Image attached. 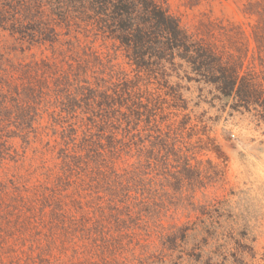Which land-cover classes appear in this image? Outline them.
<instances>
[{"label": "rangeland", "instance_id": "374dc122", "mask_svg": "<svg viewBox=\"0 0 264 264\" xmlns=\"http://www.w3.org/2000/svg\"><path fill=\"white\" fill-rule=\"evenodd\" d=\"M150 1L264 71V0ZM116 3L0 0V264H202L219 227L262 255L264 121L187 53L123 46Z\"/></svg>", "mask_w": 264, "mask_h": 264}, {"label": "trees", "instance_id": "16d2710c", "mask_svg": "<svg viewBox=\"0 0 264 264\" xmlns=\"http://www.w3.org/2000/svg\"><path fill=\"white\" fill-rule=\"evenodd\" d=\"M116 1L115 10L120 17L116 23L122 22L125 15L129 20L122 34L115 25V30L110 33L113 38L135 50L167 43L170 49L187 53L188 62L195 67V71L211 78L210 83L220 95L232 102L233 111H255L264 121V71H247L243 57L238 62L234 60V55L226 60L212 49L204 48L182 30L177 20L150 0ZM213 231V245L202 264H264V253H258L256 236L249 228L226 232L219 227Z\"/></svg>", "mask_w": 264, "mask_h": 264}]
</instances>
